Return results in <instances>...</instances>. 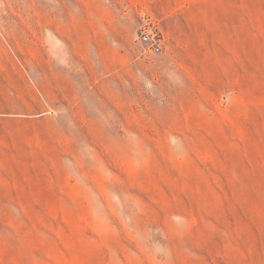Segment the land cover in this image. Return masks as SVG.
Listing matches in <instances>:
<instances>
[{
	"label": "rangeland",
	"instance_id": "374dc122",
	"mask_svg": "<svg viewBox=\"0 0 264 264\" xmlns=\"http://www.w3.org/2000/svg\"><path fill=\"white\" fill-rule=\"evenodd\" d=\"M0 264H264V0H0Z\"/></svg>",
	"mask_w": 264,
	"mask_h": 264
},
{
	"label": "built area",
	"instance_id": "2783aa9c",
	"mask_svg": "<svg viewBox=\"0 0 264 264\" xmlns=\"http://www.w3.org/2000/svg\"><path fill=\"white\" fill-rule=\"evenodd\" d=\"M137 40L143 44L144 51L158 53L161 51L163 36L155 18L149 14L141 17L135 32Z\"/></svg>",
	"mask_w": 264,
	"mask_h": 264
}]
</instances>
